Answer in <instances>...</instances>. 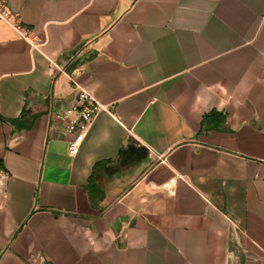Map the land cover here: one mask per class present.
<instances>
[{
  "label": "crops",
  "instance_id": "obj_1",
  "mask_svg": "<svg viewBox=\"0 0 264 264\" xmlns=\"http://www.w3.org/2000/svg\"><path fill=\"white\" fill-rule=\"evenodd\" d=\"M6 3L0 264H264V0Z\"/></svg>",
  "mask_w": 264,
  "mask_h": 264
},
{
  "label": "built area",
  "instance_id": "obj_2",
  "mask_svg": "<svg viewBox=\"0 0 264 264\" xmlns=\"http://www.w3.org/2000/svg\"><path fill=\"white\" fill-rule=\"evenodd\" d=\"M0 22L9 26L21 38H31L32 31L20 16L8 7L6 0H0ZM52 67L53 71L59 70L56 64ZM70 82L75 91V99L69 107L57 113L56 117L62 126L63 135L68 139L69 155L74 157L78 154L95 117L104 107L93 93L79 85L74 77H70ZM221 216L229 225H235L226 213L221 212Z\"/></svg>",
  "mask_w": 264,
  "mask_h": 264
}]
</instances>
